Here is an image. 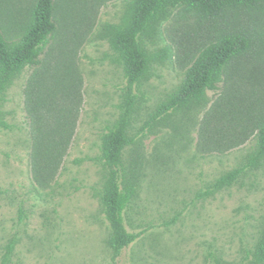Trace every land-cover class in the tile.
<instances>
[{
    "label": "rangeland",
    "instance_id": "374dc122",
    "mask_svg": "<svg viewBox=\"0 0 264 264\" xmlns=\"http://www.w3.org/2000/svg\"><path fill=\"white\" fill-rule=\"evenodd\" d=\"M55 1L60 28L43 64L24 69L1 102L0 264H264V160L247 167L264 121V0L203 21L174 9L142 36L158 56L134 91L123 161L135 176L125 218L137 237L119 255L101 200V145L127 85L112 30L133 0ZM36 2L0 0L9 39ZM226 31L247 34L251 47L221 89L147 126L197 48Z\"/></svg>",
    "mask_w": 264,
    "mask_h": 264
},
{
    "label": "trees",
    "instance_id": "16d2710c",
    "mask_svg": "<svg viewBox=\"0 0 264 264\" xmlns=\"http://www.w3.org/2000/svg\"><path fill=\"white\" fill-rule=\"evenodd\" d=\"M262 0H133L126 18L113 26L111 45L119 53L127 85L119 119L108 127L102 138L101 157L106 168L101 195L106 217L111 227L110 246L115 255L137 237L126 226L125 213L135 193V176L123 161L124 153L133 142L129 130L135 114V88L148 77L157 53L150 51L142 36L169 12L178 9L185 18L197 16L201 21L226 17L238 8H250ZM55 0H37L25 30L9 39L0 26V107L4 95L24 69L39 67L60 24L56 17ZM251 47L250 37L242 32L226 31L197 48L185 71L184 78L157 108L147 126L180 107L207 99L209 91L217 92L230 64ZM2 112L0 111V115ZM0 123H4L0 116ZM264 160V121L257 130V145L248 166ZM245 167L234 169L207 187L202 195H210L230 185ZM40 181V180H39ZM264 251V247L262 249Z\"/></svg>",
    "mask_w": 264,
    "mask_h": 264
}]
</instances>
